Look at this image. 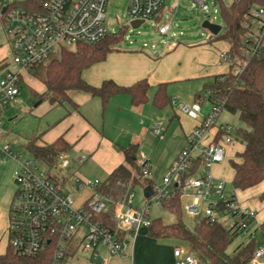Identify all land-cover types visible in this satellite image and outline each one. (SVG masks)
<instances>
[{"label":"built area","instance_id":"built-area-1","mask_svg":"<svg viewBox=\"0 0 264 264\" xmlns=\"http://www.w3.org/2000/svg\"><path fill=\"white\" fill-rule=\"evenodd\" d=\"M193 1L203 13L209 11L204 0ZM1 2L6 3L2 25L9 39L10 65L13 68L0 77V136L7 110L18 103L23 72L58 56L62 50L74 49L79 44L94 45L108 35V0H50L38 11L12 6V0ZM164 2L128 0L126 16L130 22L140 21V25L150 22L158 36H166L170 25L163 21ZM241 25L246 30L245 43L253 56L264 43V5L252 8L249 20ZM219 58L225 63L230 60L227 52H221ZM239 72L240 69H235L232 75L237 76ZM203 98L211 100L210 111L187 135L186 145L161 180V187L152 185L150 198L161 204L173 194L174 187H180L182 195L191 199L182 206L189 217H204L231 228L242 235L246 244L258 234V227L251 230L248 225L250 219H255V212L243 208L233 194L227 193L226 183L215 179L210 172L212 165L224 161L226 147L236 142L234 129L228 124L217 123L222 105L211 98L209 92L203 94ZM179 110L188 117L196 118L200 104L181 105ZM150 130L161 137L163 129L160 123H153ZM10 148V145L0 147V158L3 161L12 160L16 165L12 176L15 190L8 207L6 235L8 244L18 255L34 257L50 245L54 248L55 264H67L77 252L96 259L99 246L107 248L112 256L132 255L137 231L150 225L146 209L132 207V192L124 203L115 207L117 232L111 233L97 220L107 210V204L95 196L101 182L82 179L72 172L74 165L86 161V155L74 159L69 153L62 152L57 155L54 164L46 165L33 156L22 160ZM196 163L195 175L185 177ZM39 164L57 174L41 171ZM137 165L142 177L150 176L151 167L147 158H139ZM73 188L88 189L91 196L82 205L76 206L68 191ZM228 221L229 225H225ZM117 233L124 237L120 238ZM172 256L173 264H199L195 255L182 247H175ZM251 264H264V245L256 248Z\"/></svg>","mask_w":264,"mask_h":264},{"label":"trees","instance_id":"trees-1","mask_svg":"<svg viewBox=\"0 0 264 264\" xmlns=\"http://www.w3.org/2000/svg\"><path fill=\"white\" fill-rule=\"evenodd\" d=\"M50 0H24L13 2L19 6L38 11ZM264 5L262 0H231L224 6L220 3L222 29L217 36L210 34L209 43L222 41L227 44V72L208 77L200 92L199 99L209 92L211 98L222 105V109L237 114L243 127L234 129V139L243 145V151L230 162L233 177L230 186L233 191H245L264 181V43L259 52L250 55L245 43L246 30L242 27L249 20L250 11L256 6ZM3 14L0 16L2 17ZM120 37L107 35L105 39L94 45L79 44L74 49L62 50L58 56L51 57L28 71L30 77L38 80L48 92V100L52 106L71 104L70 94L84 92L100 101L102 112L109 100L117 95H127L134 107L148 103V92L151 86L146 80H140L129 86L117 85L112 80H104L97 86H91L82 78V72L94 64L103 62L107 55L117 52ZM240 69L237 76L232 71ZM42 96H38L41 98ZM208 101H211L208 99ZM151 105L164 109L171 101L166 92V84L155 88ZM25 150L34 158L46 165H52L59 153L68 152L70 147L58 138L46 146H38L36 137L26 139ZM135 145L122 149L127 165L114 169L96 188L95 196L107 204V210L97 217L98 222L109 232H117L114 209L124 203L127 196L136 186L152 188V182L142 177L136 164ZM197 163L185 177L195 175ZM182 190L174 187L173 194L161 202L176 221L164 224L160 218L150 221L145 228L149 238L154 240L168 239L182 242L189 252L195 255L199 264H251L256 248L264 244V221L257 228L261 241L257 237L250 242L239 244L231 255L226 249L237 231L227 228L218 222H211L204 217L194 219L193 230H188L181 223L180 198ZM150 197L148 198V200ZM264 202V193L258 196ZM120 238L123 234L117 233ZM54 248L50 245L42 253L34 257L18 255L8 244L3 254H0V264H55Z\"/></svg>","mask_w":264,"mask_h":264},{"label":"crops","instance_id":"crops-1","mask_svg":"<svg viewBox=\"0 0 264 264\" xmlns=\"http://www.w3.org/2000/svg\"><path fill=\"white\" fill-rule=\"evenodd\" d=\"M1 3L0 1V15L3 14L1 9L5 7H2ZM163 12L164 8L162 9V14ZM2 22V17L0 16V77L6 70L13 68L10 65L9 39L3 30ZM212 46L217 48V43H212ZM204 48L206 49H203L198 54L204 59L203 63L206 67L205 77L226 73L227 69L222 70L219 65H216L217 57L212 54L210 47L206 45ZM217 49L220 53L227 51L225 46ZM114 53L108 54L103 62L94 64L84 70L82 72L83 80L94 87L99 86L104 80H112L121 86H129L140 80H146L151 86L148 92V103L134 107L131 105L127 95H117L109 100L102 112L98 98L84 92H74L70 94V99L71 103L76 105V109L69 103L59 106L64 108L63 116L52 122L51 125H47L45 131L35 134L38 146H46L53 143L56 139L62 138L69 145L70 149L66 153H69L72 158L77 159L81 155H86V161L82 163V165L87 163L85 178L82 177V179L86 180L102 182L118 166L127 165L122 149L129 145L137 147L136 154L139 149L138 154L135 155L136 164L139 155H147L149 157L152 173L157 172V169L161 168V165L165 163L166 165L169 163L171 165L185 146L187 135L201 123L202 118L208 113L200 114L199 112L196 118H191L177 113L174 108L173 110L170 108L169 111H165L166 108L170 107L171 103L161 110L151 105L150 99L153 97L156 86L159 84H166L167 86L171 81L182 78L177 73L178 68L172 69L170 66H166L165 60L167 57L162 61H157L155 58L156 54L151 55L154 58H150L149 55H142V53H131L128 55ZM121 58L122 60H127L128 64H121ZM106 60L107 62H105ZM110 60L111 63L108 64ZM24 76L34 79L29 76L28 72H23L20 76L19 85L23 82ZM38 96L40 95L36 94L37 98ZM179 107L177 110H179ZM175 120L180 128L177 134L174 130ZM187 120L191 123L187 124ZM156 122L160 123L163 129L161 137L156 136L150 130V126ZM171 129L173 131L170 134L169 131ZM174 137H177L176 147L170 152L165 149L167 145H165L164 141ZM242 151L243 145L235 142L226 147L224 161L216 164L223 165L227 159L229 182H231L233 177L230 162L234 161L236 155ZM227 154L234 155L233 159L227 158ZM4 162V165H0V172L3 174L0 176V187L3 190L7 185L5 179L7 172L16 166L12 160ZM80 166L81 164L74 165V167ZM221 170L219 167L218 173L213 177L225 182L226 179L223 178ZM76 190L77 192L83 191V194H76V198L74 197L75 205L80 206L91 194L88 189L77 188ZM262 193H264V181L248 190H231L229 193L235 196L243 208L255 212V219L248 221L251 230L256 229L264 221V202L258 200V196ZM182 198L187 201L184 204L189 203L191 200L188 196L181 195V210L184 205ZM9 204L10 202H8L6 209V199L2 195L0 200V242L2 240L4 242L1 244L0 254L4 253L1 249L5 248L6 250L8 245L6 229ZM170 241L168 239L154 240L149 238L147 234L142 235L141 239L138 240V236H136L132 247V255L126 253L121 257L112 256L107 248L99 246L96 250V259L89 258L85 253H79V256L76 253L67 264H129L130 262L132 264H173L172 251L175 247L182 246L172 245Z\"/></svg>","mask_w":264,"mask_h":264},{"label":"rangeland","instance_id":"rangeland-1","mask_svg":"<svg viewBox=\"0 0 264 264\" xmlns=\"http://www.w3.org/2000/svg\"><path fill=\"white\" fill-rule=\"evenodd\" d=\"M12 1L20 3L24 0ZM204 2L209 7V11L206 13H203L193 0H165L163 21L170 25V31L166 36H158L155 26L150 22H144L138 28L133 29L129 24L130 20L126 16L128 0H108L107 2L106 25L108 34L120 37L116 46L118 51L114 54L128 55L131 53H142V55H149L150 58L153 57L151 55L156 54L157 56L155 58L157 61H162L167 57L165 60L166 66H170L172 69L178 68L177 73L182 76V78L173 80L167 84L166 91L170 98L171 105L166 108L165 111H169L170 108L173 110L174 108L177 113L186 116L180 110H177L178 107L181 105L190 106L195 102L200 104V114L210 111L211 103L204 99L203 95L199 99L196 97L198 92L202 89L203 82L207 80L204 74L206 68L203 63L204 59L199 55L200 51L206 49L204 48L206 45L210 47L212 54L216 55V65H219L222 70L227 69V64L219 58L220 52L217 49L223 48V46L227 47V44L222 41H215L212 43H217V48L212 46V43H209L210 33L202 28V23L209 22L222 27L220 3L227 6L230 4L231 0H204ZM5 4V2H2V7L6 6ZM120 61L121 64H128L127 60H122V58ZM105 62H107V60ZM110 63L111 60L108 64ZM36 94L42 97L38 99ZM47 95L48 92L42 83L28 76L23 77V82L19 85V102L17 105L10 107L3 118L0 147L10 145V150L19 155L22 160L31 159L32 155L24 148L26 139L45 131L47 125H51L52 122L60 119L64 114V108L52 106L47 99ZM186 122L187 124L191 123H189L188 120ZM217 123L228 124L235 130L243 127L237 114L229 113L224 109L221 110ZM177 124L175 120L174 130L176 134L177 131H180ZM172 131V129L169 131L170 134ZM164 142L165 145H167L165 149L172 152L174 147H176L177 137L169 138ZM138 152L139 149L137 154ZM141 157L147 158L148 161L150 160L147 155H139L137 158L139 159ZM233 157L234 155L227 154V158L233 159ZM4 164L5 162L0 158V165ZM149 165L151 166V164ZM169 165L170 163L168 165H166V163L161 165V168L157 169L155 173L151 172L147 179L150 180L155 187L160 188L161 180L167 175ZM219 167L222 169L223 178L226 179V191L229 194L232 188L228 180L227 159L226 163L223 165H212L210 169L212 176L218 173ZM15 168L16 166L12 167L5 176L7 182L6 188L3 190L0 187V200L3 195L6 199V209L15 190L12 180ZM39 168L41 171L49 172L50 174L56 173L53 169H49L45 165L39 164ZM86 169L87 163L84 165L81 164L80 167H74L72 172L80 178H85ZM64 174H66V172H64ZM1 175L3 174L0 172V176ZM68 191L72 194L73 198L76 194H83V191L77 192L76 188ZM132 195V207L137 210L145 208L149 221L157 218H160L164 224H172L176 221L174 215L164 209L159 202L151 198L148 200L144 197L142 186H136L132 190ZM185 202H187L186 199L182 198V203L184 204ZM181 223L188 230H193L194 219L189 217L183 210H181ZM229 223L230 221L225 225H229ZM142 235H146V230L144 228H140L137 231L138 240L141 239ZM257 239L259 242H262L260 236H257ZM3 242L4 240L0 242V247ZM241 242H243L242 235H236L228 245L226 254L231 255ZM170 243L172 245H181L187 250L186 245L182 242L171 240ZM1 250L5 252V248ZM79 253L80 252H77L78 256Z\"/></svg>","mask_w":264,"mask_h":264},{"label":"water","instance_id":"water-1","mask_svg":"<svg viewBox=\"0 0 264 264\" xmlns=\"http://www.w3.org/2000/svg\"><path fill=\"white\" fill-rule=\"evenodd\" d=\"M4 10H5V7H3V8L1 9V13H3ZM129 24H130V26H131L133 29H136V28H138V27L140 26L141 22H140V21H132V22H130ZM202 28H203L204 30L208 31L212 36H217V35L220 33L221 29H222L221 26H219V25H214V24H211V23H209V22H203V23H202ZM151 193H152V190H151L150 187H145V188L143 189V195H144V197H145L146 199H148V198L151 196Z\"/></svg>","mask_w":264,"mask_h":264}]
</instances>
